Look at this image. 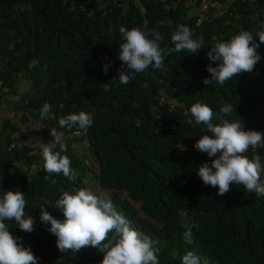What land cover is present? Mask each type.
Segmentation results:
<instances>
[{"label":"trees","instance_id":"trees-1","mask_svg":"<svg viewBox=\"0 0 264 264\" xmlns=\"http://www.w3.org/2000/svg\"><path fill=\"white\" fill-rule=\"evenodd\" d=\"M202 1L0 0V108H11L28 125L22 131L3 124L6 128L0 130V195L8 190L25 194L34 231L24 232L14 221L8 222L9 230L31 247L38 264H101L103 253L93 247L59 251L50 225L40 221L41 205L63 221L56 200L62 191L80 189L100 191L97 194L110 198L133 227L157 240L160 264H180L188 251L207 264H264V197L257 198L242 185L231 186L224 195L206 186L197 169L210 158L194 144L209 133L203 125L187 123L190 107L203 101L221 118L264 132V43L258 49L262 59L252 72L236 75L223 87L202 83L210 77L207 51L218 40L248 30L259 42L255 33L264 31V0H220L224 10L209 7L208 21L198 24ZM26 3H31L30 11L21 10ZM180 23L204 40L206 47L199 54L171 53L166 71L150 68L126 86L110 83L121 65V26L158 30L164 37L161 46L173 47L171 34ZM33 58L39 64L29 69ZM22 81L29 85L24 90ZM162 96L183 104L182 109L170 112L160 106ZM45 102L55 115L42 121L39 110ZM227 103L234 111L220 113ZM80 111L94 116L86 132L59 128L60 118ZM159 122L165 127L175 124L177 130H158ZM38 127L63 133L67 151L61 155L70 158L77 179L55 174V184L46 179L42 147L28 140V135L39 136L34 130ZM47 146L60 151L54 137ZM257 151L264 156V150ZM247 154L252 155L251 149ZM181 208L200 225L191 245L181 236Z\"/></svg>","mask_w":264,"mask_h":264},{"label":"clouds","instance_id":"clouds-1","mask_svg":"<svg viewBox=\"0 0 264 264\" xmlns=\"http://www.w3.org/2000/svg\"><path fill=\"white\" fill-rule=\"evenodd\" d=\"M31 3L21 5L22 11H30ZM123 43L119 46L118 59L121 61L118 76L110 83L116 86L128 85L136 75L148 69L166 71L165 61L171 53L199 54L206 44L202 38H194L193 30L185 24H177L171 34L173 47H162L164 37L158 30L119 28ZM254 33L248 30L239 31L228 40H218L207 51L209 63L206 71L210 77L202 79L205 86L223 87L236 75L252 72L254 66L262 59L258 49L264 43V31ZM213 62L215 66H213ZM35 58L29 63V69L37 67ZM111 62L103 67L107 74ZM109 89L105 87V91ZM42 121L53 117L52 105L45 102L40 108ZM189 125H203L206 133L195 142L194 148L205 153L209 160L200 164L197 175L206 186L217 189L218 195L229 192L231 186H243L244 190L254 193L257 198L264 197V156L257 150H264V132L245 130L240 121H229L221 118L207 103L198 101L190 109ZM234 106L231 103L220 107L222 114H231ZM219 123H213V120ZM92 113L80 111L67 114L58 120L61 129H77L86 132L94 125ZM55 144L53 147L43 146L41 154L44 171L52 184L56 183L53 174L62 175L68 181L78 177V171L72 167L70 158L61 155L67 151L62 141V132H52ZM251 149L252 155L247 153ZM27 200L20 190L4 191L0 195V264H38L31 247L24 246L22 238L16 237L9 230V221H14L20 230L34 231V218L29 215L25 206ZM40 207V221L49 224L48 231L56 237L59 251L78 252L83 247H93L103 253L101 264H160L159 242L139 229L120 211L106 195H98L88 189H80L75 193L62 191L55 202L64 220L54 218L44 207ZM181 236L186 244L194 241V230L200 225L187 208L178 209ZM180 264H207V261L193 251L186 252L180 258Z\"/></svg>","mask_w":264,"mask_h":264},{"label":"rangeland","instance_id":"rangeland-1","mask_svg":"<svg viewBox=\"0 0 264 264\" xmlns=\"http://www.w3.org/2000/svg\"><path fill=\"white\" fill-rule=\"evenodd\" d=\"M28 86L29 85L27 82L25 81L21 82V90H24ZM19 119H20V116H15L12 113L11 108H7V107L0 108V130H3V131L5 130L6 126L3 124H9L13 128L19 127L20 129H22V131H25L28 125L20 121ZM34 130L37 131L39 136L33 138L31 135H28L29 144L34 147H38V146L43 147L45 145H48V143H50V140L53 139V136L49 131H45L43 129H40L39 127L35 128ZM89 180L91 181L90 177H89ZM91 184L94 186V183H91ZM95 192L100 193V191L98 190H95Z\"/></svg>","mask_w":264,"mask_h":264},{"label":"built area","instance_id":"built-area-1","mask_svg":"<svg viewBox=\"0 0 264 264\" xmlns=\"http://www.w3.org/2000/svg\"><path fill=\"white\" fill-rule=\"evenodd\" d=\"M220 0H203L202 4L200 6V11H199V18H198V24H202L205 21H208L209 18V7L215 10L221 9L220 7ZM160 106H167L169 108V111H174L176 109H182L183 104L177 102L175 99H169L165 96H162L159 101ZM185 113V112H184ZM157 129L161 131L165 130H172L175 131L177 130V125L172 124L171 126H163L161 122L158 123Z\"/></svg>","mask_w":264,"mask_h":264},{"label":"crops","instance_id":"crops-1","mask_svg":"<svg viewBox=\"0 0 264 264\" xmlns=\"http://www.w3.org/2000/svg\"><path fill=\"white\" fill-rule=\"evenodd\" d=\"M220 2H221V3H220V7H221V9L217 10L218 12H220V11L224 10V8H225V4H224V5H222V1H220Z\"/></svg>","mask_w":264,"mask_h":264}]
</instances>
